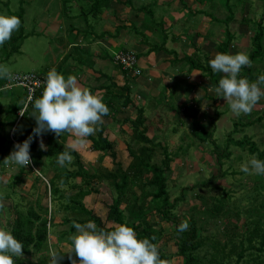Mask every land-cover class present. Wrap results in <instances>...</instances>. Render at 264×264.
Wrapping results in <instances>:
<instances>
[{"label": "rangeland", "instance_id": "1", "mask_svg": "<svg viewBox=\"0 0 264 264\" xmlns=\"http://www.w3.org/2000/svg\"><path fill=\"white\" fill-rule=\"evenodd\" d=\"M182 1L187 5L186 8L184 6L182 7L179 0H156V4L154 3L153 17L151 19L146 16L147 14L145 12H140L138 16L135 17L130 12L131 9L129 7L112 3L109 9H106L98 16V21L94 24L95 27L97 26V29H95L93 25H91V23L94 22L91 19L87 23L88 26L79 19L78 14L81 7L86 6L83 0L68 1L65 5L66 10L64 13H62L63 0H0V14L17 16L21 23L19 29L14 33L16 35L21 33L24 37L23 40L18 38L15 43L19 46L18 51L8 54L6 60L2 61L0 64V73L6 77L5 85L0 88V92L11 84L10 76L12 75H27L33 73L34 70L39 72L46 68L50 70L53 67L57 68L60 63V66L62 65L61 69L65 70L68 75H73L74 70L81 68L80 72L78 71L80 76L82 79L84 74H86V76L85 79H83L84 83L79 85L89 89L95 88V92L93 93L102 97L106 105L110 101L114 104L115 101L112 100L111 97L106 96L108 92L104 91L103 87L111 83L108 80H111L112 73L116 72L111 60L112 52L115 51V48L111 45H113L112 41L116 40L109 39L108 42H106L107 40H98L96 38H98L99 32L108 30L109 35H114L115 26L118 27L122 24L130 26L132 22L140 24L146 20H150L151 22L153 19L156 22L161 19V21H166L168 24L171 23L172 28L167 31L168 39L166 40L165 47L169 50L176 51L179 60L167 66H162L161 63L159 67L161 70L154 71L152 74L153 76H151L147 65H144L145 68H143V70L141 69L142 65H139L141 58H138L139 68L144 72L143 74L141 73L139 77L131 79L132 81L130 82L140 83L141 87H138L137 90H140V88L143 90L142 93L141 90H135L134 92L136 93L135 102L137 105L142 104L145 108L146 136L149 137L153 143H160V141L162 142V140H164L168 151L175 154L172 155L173 161L170 162V169L173 172L175 171V177H177L178 180L174 179V176L173 178L172 176L170 177L168 183H175V185L169 184L170 190L168 193L170 194L169 198L171 200L180 196L181 193L185 196V201L181 204V207L175 210L176 215H180L182 221H185L191 215V210L195 209L190 204V201H192L191 194L193 192L190 193V190L185 191L188 190L185 188L188 186H192L197 197H200L194 202L196 207L200 206L202 201L211 202L212 197H219L223 194V191H232V202H234V204L240 203L241 208L247 207L248 204H254L255 199H252L251 196H253L255 192V187H259L258 192L262 194L258 196L256 202L259 203L260 201H264V179L261 180L262 182L259 181V176L264 177V175L251 173L239 174V172H241V163L245 162L251 155L247 150L241 151V148L235 145V142L246 137H251V140L256 144L257 150H264V98H261L252 108L251 112L237 116L232 113L227 101L222 97L215 96V86L209 80L207 73L204 74L201 71H197L195 68L191 69L193 62L195 63L194 65H207L204 59L205 53H209V55L212 56L210 60L214 58L217 53L219 41L225 37V34L221 36L225 28L235 32L234 38L229 44L227 54L244 52L249 57L251 56L254 51L250 43L252 36L251 32L248 29H242L241 31V29L239 30L237 28L239 19L245 16L244 13L241 14L240 10H236L234 19L229 21L227 26H224L223 23L211 22L213 17L219 21L225 18L226 13L220 4H218V1L222 3L223 0H216V7H213V11L205 4L204 6L196 5L193 0ZM133 2H135L133 6L137 7L139 5L152 4L154 0H145V2L134 0ZM136 3H138V5ZM258 5L257 2H251L247 7L249 12L245 14L257 19L263 10L262 7L259 9ZM202 7L204 8L203 14L197 13V10H203ZM19 14H21V17ZM207 14L211 16L208 17ZM115 19L116 21L114 22ZM107 24L110 25V27H108ZM69 26L75 29L73 30V34H71L72 32L68 33ZM89 27H91L95 34L89 33ZM156 30L155 32H153V28L149 29V31L142 30L145 36L149 38V44L150 42L157 44L155 38L158 39L161 37V39L164 40L162 36L164 31L159 29ZM140 32L141 29L139 27H137L136 30L126 27L125 30L120 31V41H117L121 44V48H131L141 51V49L147 47L143 43L140 44L137 39H135L136 37L140 39ZM196 32H199L201 37L196 34ZM172 35L175 37V41H172ZM84 36L86 37L83 38ZM128 37L134 38L135 41L133 45L126 43L129 40ZM183 42H186V45L183 44ZM76 47L80 51L78 54L81 58L86 59L87 62L93 65L95 62V72L99 73V70L102 71L105 79L101 77L99 80L91 81L90 75H87V68L83 65L76 64L73 59L77 51L72 49ZM105 49L106 53L109 55L107 56V60H104L101 56L98 58V56L102 54V51L105 52ZM203 51H205V53ZM65 53L67 56L64 55ZM63 55L65 56L64 61ZM161 56L163 58H170V55L161 54ZM162 57L150 54L146 62H148L149 65L151 62H157V64H159ZM97 58L100 60L99 62ZM142 62L145 63L144 57H142ZM250 67L249 72L252 76L257 77L259 74H264V52L260 53L258 58L251 63ZM69 68H71V70H69ZM244 71L242 69L240 75H244L246 72ZM161 73L163 74V78H160ZM63 75L65 76V74ZM187 75L189 76L187 77L188 80H185ZM222 76L223 74L220 73V75H217L216 79L219 81ZM177 79H181L179 84L182 85L186 92L184 98L179 99L178 97H180V95L176 97L178 92H172V94H168L166 97V93H162L163 90H169V88L174 87L171 83L175 84ZM124 82H126L124 78L117 77V87H121ZM143 83L157 87L158 90L153 93L157 94L158 99L162 97V100H160L162 104L161 108H149L148 100L145 98L146 91L143 87ZM193 84H197V86L192 90ZM129 85L131 84L129 83ZM98 86L100 88H97ZM10 89L12 90L5 93L2 92L3 96L0 98V102L5 105H16L18 102L16 98L21 95L23 90L14 85H12ZM149 93L151 92L149 91L148 95ZM181 94H183V92ZM204 95L206 98L200 105L195 102L200 100ZM164 98L167 101H164ZM217 99H219V102L216 103ZM107 106L111 113H116L112 104H108ZM117 106L119 108V104H117ZM168 107H170V109H168ZM176 111H178V114H176ZM8 116L10 115L8 114ZM135 116L136 113L133 109L128 108L126 110H120V112H117L114 116H111L105 121L102 119V123L95 125L97 130L92 134V136L95 137L100 128H104V136H107L114 146V161L115 163H119L122 167H126L130 161L128 149L136 150L138 148L137 144L131 140V128L129 127L131 121L135 119ZM3 117H5V114L0 115V119ZM124 119H128V122L124 123L122 121ZM114 120L121 122L117 123L114 122ZM192 120L197 121L204 128L205 133L195 132L192 129ZM9 129V132H7L9 135H12L15 131L10 134L12 128ZM173 130L176 133H174ZM208 132L210 134H207ZM199 139L205 140L206 143L201 144ZM71 142L72 139L67 138L65 146L71 147ZM188 146L189 148H187ZM245 149H247V146H245ZM76 150L79 151L77 155L79 156L80 154L82 164L86 169H90L91 165H94V163L102 157L100 152H95L90 149V143L83 147H77ZM158 153L161 154L160 151H158ZM239 155L240 159L237 158ZM34 159L35 157L33 158L31 156V162H33V164ZM158 159H160V156L157 157V160ZM43 163L50 164V158L48 157V159L41 161V164ZM36 166L34 170L43 174V182L37 181V183H35L33 179L34 176H29L26 166L23 168L20 167L18 170L17 166L7 165L2 169V173L0 174V204L4 205L5 209L0 215V221L2 220L0 227L7 228L5 220H8L12 211L9 205L15 208H13L14 211L23 210L36 199V196L42 199V195L46 188L45 181L47 182L51 178L52 171L50 170L52 169L49 168V166H44L45 171H40L39 168H41L42 165L39 166L37 161ZM51 166L56 167V169L62 168V166L57 163ZM67 168L70 171L74 170L73 166H67ZM21 170L25 173V176L22 177L23 184L15 188L10 187L15 182L14 176ZM231 171H235L234 176H230ZM62 172L63 171H60L59 173ZM223 172H226V174L220 175V173ZM75 181L79 182L80 179L77 178ZM97 188L100 191L98 194H91L84 200L85 205L91 207L95 215L103 222L108 205L111 203L114 194L106 184H98ZM63 193L65 195V191ZM247 196L248 198H246ZM232 202L227 203V208L230 211ZM41 203L42 205L45 204L44 198ZM61 203L66 202L61 200ZM50 206L51 212H53L55 208L53 201ZM197 211L196 208L193 212L196 213ZM197 218L200 220L197 229L200 227L204 228L205 232L203 236H211L212 240L215 239L221 243L225 242L227 238L223 237V223H221L216 230L213 227L211 218H208L206 224L205 215H197ZM158 220L160 219L154 220L155 223L156 221L159 222ZM166 232H169V230H166ZM174 238L175 236L173 234L170 235V238H168L169 241L165 244L162 240L161 248L165 254L168 253L170 255L167 254L171 259L170 264H183L184 260L175 255L176 248L173 242ZM204 243L207 245L204 247V250L210 251L211 249L207 247L213 245L214 242L205 239ZM48 247L49 246H45L38 256L33 253L26 256L25 259L35 260L38 257V264H48L49 251L51 250V248ZM201 255H203V252H199V256ZM200 261L202 264H207L204 258H201ZM59 264H66V262L60 261Z\"/></svg>", "mask_w": 264, "mask_h": 264}, {"label": "trees", "instance_id": "2", "mask_svg": "<svg viewBox=\"0 0 264 264\" xmlns=\"http://www.w3.org/2000/svg\"><path fill=\"white\" fill-rule=\"evenodd\" d=\"M70 0H63L62 13L65 12L66 3ZM85 1L84 7H81L79 12V19L88 26V21L91 19L94 21L91 23L95 29L94 24L98 21V16L109 9L112 3L116 5H123L131 9L133 16H138L140 12H145L150 19L153 17L154 3L133 6L134 0H83ZM140 2H145V0H139ZM198 6L207 5L210 10H214L216 7V0H193ZM182 7L185 8L187 5L179 0ZM183 2V3H182ZM257 2L259 9L262 7V13L255 19L246 15L249 12L247 7L250 3ZM138 5V3H136ZM218 4L224 9L226 15L222 21H219L215 17L212 18L211 22L223 23L224 26L228 25V22L234 19L236 10H240L241 14L244 13L239 19L238 29L242 31L248 29L251 32V46L253 47L251 56L249 57L253 63L261 52H264V0H223L222 3L218 1ZM203 8V7H202ZM197 13L203 14V10H197ZM211 11V13H212ZM208 13L207 11H205ZM114 14V12H113ZM199 14V15H200ZM21 14H19L20 16ZM208 15V14H207ZM211 15H208V17ZM21 17V16H20ZM116 20V19H115ZM149 21V23H148ZM146 20L142 23H131L130 26L119 25L115 28V34L109 35V31H100L98 34V40H107L109 38H114L117 40L120 35V31L125 30L126 27L133 28L136 30L137 27L141 29L140 41L147 46V52L157 53L163 51L164 42L161 44H155L149 42V38L145 36L143 31H149L153 28L161 30L163 24L161 22H156L154 19ZM130 23V22H129ZM206 24V23H205ZM74 28L69 26L68 33L72 32ZM90 34H95L91 27L88 28ZM163 31V29H162ZM201 37L199 32H196ZM225 37L219 41L217 46V53H227L230 42L234 38V31L225 30L221 33ZM152 35V34H151ZM163 38L166 36L165 33L162 34ZM84 36L83 38H85ZM24 39L22 34L16 35L14 32L11 38L6 41L2 46H0V64L5 61L8 54L15 53L18 51L19 46L15 43L17 39ZM206 42V41H205ZM101 44V43H100ZM115 51L112 52L111 60L116 52L130 50L129 48L114 47ZM72 50H78L74 48ZM80 52V51H79ZM145 53V55H148ZM164 53L171 54L175 56L173 51H165ZM78 54V52H77ZM105 54V55H104ZM208 55V57H207ZM109 56L106 51H102V58L107 59ZM137 58H142V55L136 54ZM211 56L209 53H205L204 59L207 65H194L191 69H196L204 74L207 73L209 80L216 87L218 84L217 75L219 73H213L211 67L209 66V60ZM209 59V60H208ZM177 61V60H176ZM174 61V63L176 62ZM78 65H86L92 68V63L86 62L83 58L79 57ZM115 66V65H114ZM116 67V66H115ZM251 67H243L244 75L249 81H255L256 76H252L249 72ZM118 67H116V70ZM241 69V70H242ZM57 72L61 74H66L65 70L61 67L56 68ZM49 70L43 69L41 71H35L36 77L40 80H44L46 73ZM100 75L103 73L100 71ZM10 76V81H12ZM101 78V77H99ZM6 77L0 73V88L5 85ZM99 80V79H98ZM129 81V82H128ZM130 79L127 78L126 82L122 84L121 87L115 85V91L112 87L114 85H107L103 87L104 91L108 97L114 100L108 102L107 105H114L115 112H120V110L133 109L136 113L135 119L131 121V140L135 142L138 146L136 150L128 149V156L130 161L126 167H122L119 163L114 161V151L113 144L104 136V128L101 127L97 135L94 137L90 135L87 139L90 141V149L95 152H100L102 157L99 158L94 165H91L90 169L84 168L80 155L78 156L77 151L71 147H66L65 143L67 138L73 139L72 134L69 132H62L60 136L49 131L43 133L41 136H33L32 143L30 144V155L34 159V164L31 162L27 165V171L29 176H34V182H43V174L39 171L34 170L36 168V161L39 166L42 165L40 171L44 172V166H49L52 171L51 178L47 181L49 185V190L45 188L43 197L45 199V204L42 205V199L36 196V199L31 202L23 210H15L12 205H9L12 210L8 220H5L7 229L12 231L13 236L20 240L24 248H22V257L15 258L14 264H38V257L33 259H25L33 253L38 256L45 246L48 248L55 249L61 253L65 252L70 244L69 237L76 231L72 225V221L79 222L81 224L88 220H92L96 223L98 229L103 228L105 230H111L116 224H126L132 227L136 232L138 238H152L155 239L151 242L157 245L160 258L162 260L168 261L170 264V255L165 254L162 246V240L164 244L169 241L170 235H174L173 239L174 246L176 248L175 255L184 260L183 264H202L201 258L206 259L207 264H264V201L257 203L258 196L262 194L258 192L259 187H255V192L252 199H255L254 204H248L247 207H240V203L234 204L232 202V191H223V194L219 197L211 198V202L202 201L200 206L196 207L194 202L197 201L195 190L192 186L185 187L191 194L190 204L197 212L194 213L191 210V215L186 220L188 222V229L184 232H177V225L182 221L180 215H176L175 210L181 207V204L185 201V196L181 193L180 196L170 199L169 184L175 185V183H168L170 177H175V171L170 169V162L173 161L174 153L168 151L166 142L162 140L160 143H153L149 137L146 136L147 127L145 126V108L142 104L137 105L135 102V96L131 90V85H129ZM43 88V86H42ZM100 88V87H98ZM11 90V89H6ZM95 90V89H94ZM93 91V90H92ZM6 92V91H5ZM41 93L36 91L33 94V99L40 96ZM206 95V92H205ZM203 98H206V96ZM2 92L0 93V98ZM27 92L23 89L21 95L16 98L18 102L16 105L7 104L5 107H1L0 102V115L5 114V117L0 119V174L2 169L8 164L4 162V159L9 155L10 151L13 150V145L15 143H20L28 138L29 134L32 133V129L36 126L34 118L30 115L33 111L31 102L28 103L27 111H24L16 124L15 132L9 135V128H11L17 118V113L23 109L24 103L26 102ZM202 100V99H200ZM200 104V101H197ZM119 104L118 106H116ZM109 113H111L109 111ZM104 116L102 119L105 121L111 116ZM8 114L10 116H8ZM196 119V117H195ZM213 119V118H212ZM197 120V119H196ZM124 123L128 122V119L122 120ZM120 123L121 121H115ZM192 129L195 132H204V128L195 120H192ZM200 126V127H199ZM8 131V132H7ZM174 133H176L173 130ZM207 134H210L209 132ZM206 134V135H207ZM43 142L45 148L42 150L39 147V143ZM201 144L206 143L205 140L199 139ZM181 145V144H180ZM236 146L241 148V151L247 150L250 155L255 154L257 158L264 160V150L259 151L256 148V144L251 140V137L243 138L242 140L235 142ZM247 146V149H245ZM189 148V146L187 147ZM69 151L73 159L70 163H66L61 169H56L51 165L57 163V156L59 153ZM158 151L161 152L158 153ZM160 159L157 160V157ZM172 156V157H171ZM50 158V164H41L44 159ZM240 159V155L237 156ZM69 164V165H67ZM67 166H73L74 170H69ZM19 170L20 166L17 165ZM63 171L62 173H59ZM217 171V169H216ZM224 171V170H222ZM235 171L230 172V176H234ZM244 172H239L242 175ZM24 171H18L14 176L15 182L12 186L15 188L18 185H22V177H24ZM226 172L220 173L224 175ZM237 174V173H236ZM79 178L80 181L75 180ZM264 179V177L259 176V181ZM177 182V181H176ZM98 184H106L111 191H113L114 196L111 199V203L108 205L106 216L104 221L95 215L92 208L85 205V198L91 194H98L100 191L97 188ZM9 186V185H8ZM66 188V189H61ZM264 189V188H263ZM222 190V189H221ZM65 191V195L64 192ZM263 191V190H261ZM264 196V195H263ZM64 197V198H63ZM248 198V196L246 197ZM65 201L66 203H61ZM54 202L55 208L51 212V202ZM249 201V200H248ZM231 203V211L227 208V203ZM49 205V206H48ZM177 207V208H176ZM14 208V209H13ZM5 206L0 204V215L4 212ZM197 215L206 216L205 224L208 218L213 221V227L217 230V227L223 223L222 232L223 237L227 239L225 242H218L215 239H211V236H203L204 228H198L200 220ZM159 222L155 221L156 219ZM2 220L0 221V223ZM169 230V232H166ZM216 238V237H215ZM206 240L214 242L213 245L207 247L211 249L210 251L204 250L207 245L204 243ZM212 240V241H211ZM215 240V241H214ZM199 252H203V255L199 256ZM64 259L66 264H69L67 259V253H64Z\"/></svg>", "mask_w": 264, "mask_h": 264}, {"label": "clouds", "instance_id": "3", "mask_svg": "<svg viewBox=\"0 0 264 264\" xmlns=\"http://www.w3.org/2000/svg\"><path fill=\"white\" fill-rule=\"evenodd\" d=\"M20 23L17 16L0 14V46L19 29ZM208 63L213 73L223 74L214 88L215 96L227 101L235 115L251 112L264 98V74H259L255 81L240 75L241 69L250 67L252 63L246 53H216ZM28 100L33 109L30 115L36 126L27 139L13 145V150L4 159L10 166L23 168L29 165L33 136L39 137L45 132L51 131L57 136L62 132L71 133L73 149L89 144L87 138L97 130L95 125L102 123V118L109 113L102 97L80 86L76 76L69 74L65 77L54 67L45 75L41 95L34 99L29 96ZM28 103L25 102L23 109L17 113L16 122L11 127L14 131L21 117L19 115L27 111ZM39 147L42 150L45 148L42 141ZM72 159L70 152L64 151L58 154L57 164L65 166ZM240 169L244 173L264 175V160L253 154L241 163ZM45 183L49 190L48 182ZM72 225L76 231L69 237L68 250L61 253L51 249L48 264H59L64 259V253L68 254L70 264H169L160 258L157 245L151 242L154 237L138 238L134 229L126 224H116L111 230L98 229L92 220L83 224L72 221ZM188 226L186 220L181 221L177 232L186 231ZM22 248L23 243L13 236L10 229L0 227V264H14L15 258L22 256Z\"/></svg>", "mask_w": 264, "mask_h": 264}, {"label": "crops", "instance_id": "4", "mask_svg": "<svg viewBox=\"0 0 264 264\" xmlns=\"http://www.w3.org/2000/svg\"><path fill=\"white\" fill-rule=\"evenodd\" d=\"M116 20H114V22H115ZM114 22H113V24H114ZM158 22H161L162 24H163V31H164V33L166 34V36H164L165 38H163L164 40H162L161 39V37H159L158 39L157 38H155V41H156V43L157 44H161V43H163L164 42V45H163V47H164V49H163V51H159V52H157V53H154V52H151V53H148L147 52V47H145V48H143V49H141V51H137L135 48V50H133V49H131V48H129L130 49V51H133L135 54H139V55H142V57H144V62L145 63H143L142 62V58H141V61H139L140 63H139V65L141 66V69L143 70V68H145L144 67V65H147L146 67L149 69V71H150V75L151 76H153L152 74H153V72L154 71H157V70H161V68L159 69V67H160V64L162 63V66L164 65V66H167V65H170V64H172V63H174V61H176V60H179V58H177V55H176V51H173V50H169V49H167L166 47H165V44H166V40L168 39V33H167V31H168V29H171L172 28V24L171 23H167L166 21H161V19L158 21ZM107 26L108 27H110V25H108L107 24ZM117 26H115V28H116ZM161 29V30H162ZM107 32H108V30H106ZM72 34V33H71ZM163 36V35H162ZM120 37H121V35H119V38L117 39L118 41H120ZM129 38V37H128ZM109 39H112V40H116V39H114V38H109ZM109 39H107V41L106 42H108V40ZM135 39H137V41L140 43V44H142V42L140 41V39H139V37H136ZM171 39H172V41H175V37L172 35V37H171ZM116 40V41H117ZM116 41H112V44L113 45H111L112 47H121V44L120 43H118V41H117V43H116ZM134 38H129V40H128V42H126V43H129V44H131V45H133L134 44ZM183 44H185L186 45V42H183ZM205 50H206V48H205ZM105 51H106V49H105ZM127 51H129V50H127ZM165 51H168V53H169V51H173L174 53H175V56H173V55H171V54H167V53H163V52H165ZM77 52H79V50H77ZM138 52V53H137ZM204 53H205V51H203ZM145 53H148V55H145ZM150 54H153V55H158V56H160V57H162L161 56V54H165V55H170V58H163L162 57V59H161V61L159 62V64H157V62H154V63H150V65H149V63L148 62H146L147 60H148V58H149V56H150ZM64 55H66V53L64 54ZM63 55V61H64V59H65V56ZM67 56V55H66ZM100 56H102V54H100L99 56H98V58H100ZM204 56H205V54H204ZM79 57H81L79 54H76L74 57H73V59H74V61L76 62V64H78L77 62H78V60H79ZM212 57V56H211ZM59 58H60V56H59ZM58 58V59H59ZM97 58V59H98ZM85 61H86V59H84ZM105 60V59H104ZM103 60V61H104ZM107 60V59H106ZM89 61V60H88ZM100 60L98 59V62H99ZM87 62V61H86ZM79 65H82V63L81 64H79ZM84 67H86L87 68V75L89 74L90 75V77H91V81L92 80H98L99 79V77H104V73H103V75L101 76L100 75V70H99V73H96L95 72V69H94V66H95V62H94V65L92 64V68H89L88 66H86V65H83ZM58 67H62V65L60 66V63L58 64ZM76 68H77V66H76ZM98 68H100V67H98ZM114 68H115V73H112V79L111 80H108L109 82H111L110 84H108V85H114L112 88L114 89L113 91H115V85H117L118 83H116L117 82V77H121V78H124V80H127V78L128 79H130V81H132L131 79H133V78H137V77H139V76H137V77H133V76H131V75H128V76H126V75H123L122 74V72L120 71V69H117L116 70V67L114 66ZM56 69V68H55ZM80 69L81 68H79V69H77V70H74V76H76V78H77V82H78V84H83L84 82H83V79H85V76H86V74H84V77H83V79H82V77L80 76ZM147 69V70H148ZM49 70V69H48ZM69 70H71V68H69ZM37 72V70H34V72L33 73H36ZM79 71V72H78ZM144 72V71H143ZM143 72L141 71V73L143 74ZM160 72V71H159ZM77 75H79V76H77ZM88 75V76H89ZM189 75V74H188ZM186 76L185 77V80H188V78L187 77H189V76ZM219 75H220V73H219ZM65 76L67 77L68 76V74H65ZM160 78H163V74L161 73V76H160ZM101 79V78H100ZM104 79H105V77H104ZM181 81V79H177L176 81H175V84H173V83H171V85L172 86H174V87H172V88H169V90H163V92L162 93H166L165 94V96L167 97L168 96V94H172V92H175V93H177L176 94V97H178L179 95H180V97H178L179 99L181 98V99H183L184 98V94L186 93L185 91H184V88L182 87V85L181 84H179V82ZM129 82V81H128ZM178 82V83H177ZM183 82V81H182ZM91 83V82H90ZM88 84V83H87ZM130 84H131V90H132V92H133V94H134V96L136 95V93L134 92L135 90H137L138 89V87H141L140 86V83H138V82H130ZM12 86V84H9L5 89H3L2 90V92L3 93H5V91L7 92V91H10V90H6V89H10V87ZM196 86H197V84H193L192 85V90L193 89H195L196 88ZM99 87V86H98ZM97 87V88H98ZM143 87H144V89H145V91H146V95H145V98H146V100H148V103H149V108L151 107V108H155L156 107V109H158V108H161L162 107V104H161V102H160V100H162V97H160L159 99L157 98V94H154L153 92H155V91H157L158 89H157V87L156 86H149V85H146V83H143ZM189 87V86H188ZM21 88V87H20ZM201 88V87H200ZM95 89V88H94ZM94 89H90L91 90V92L93 93V92H95V90ZM142 88H140V90H141ZM12 90V89H11ZM22 90H23V88H22ZM93 90V91H92ZM140 90H137V91H140ZM151 92V93H149V95H148V92ZM191 91V90H190ZM143 92V90H141V93ZM159 92V91H158ZM183 92V94H181ZM1 93V92H0ZM3 96V95H2ZM1 96V97H2ZM201 99L202 100H198V101H200V103L205 99V98H203V97H201ZM164 101H167L165 98H164ZM195 102H197V101H195ZM217 102H219V99H217L216 100V103ZM115 105V104H114ZM114 105H112V107L113 108H115V106ZM200 105V104H199ZM6 105L5 104H3V103H1V107H5ZM117 106V105H116ZM147 107V106H146ZM168 109H170V107H168ZM126 110V109H125ZM117 113V112H116ZM116 113H110L109 115L110 116H114ZM176 114H178V111H176ZM103 122V121H102ZM76 150V149H75ZM77 151V153H79V151L78 150H76ZM80 155V154H79Z\"/></svg>", "mask_w": 264, "mask_h": 264}, {"label": "built area", "instance_id": "5", "mask_svg": "<svg viewBox=\"0 0 264 264\" xmlns=\"http://www.w3.org/2000/svg\"><path fill=\"white\" fill-rule=\"evenodd\" d=\"M112 62L113 65L118 67L122 74L126 76L131 75L133 77H137L141 74V70L138 65V58L136 57V54L133 51L124 50L116 52L113 56ZM11 80L12 85L21 87L27 92L26 102H30L28 100V97H33V94L36 91H39L40 93L42 92L43 81L38 79L36 75H14ZM20 116L21 114L19 115V117ZM13 131L14 128L11 130V132L13 133Z\"/></svg>", "mask_w": 264, "mask_h": 264}]
</instances>
